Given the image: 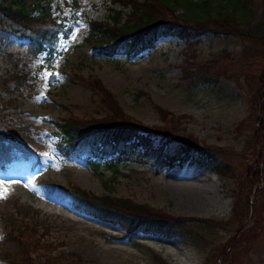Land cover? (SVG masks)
<instances>
[{"label": "rangeland", "instance_id": "374dc122", "mask_svg": "<svg viewBox=\"0 0 264 264\" xmlns=\"http://www.w3.org/2000/svg\"><path fill=\"white\" fill-rule=\"evenodd\" d=\"M44 1L50 3L54 17L67 20L69 26L74 19L78 24L69 39L61 38L54 59L44 62L41 57L20 64L32 77L28 86L12 93L0 90V97L11 101L8 120L20 129L16 132L19 140L41 158L36 170L20 167L0 178V218L12 217L19 225L37 227L43 244L57 246L53 257L76 253L83 264H205L207 257L212 258L211 264H229L224 256L233 253L237 258L232 264H264V204L245 226L233 211L244 188L245 171L257 167L255 150H245L253 128L259 125L247 89L230 80L191 85L181 79L178 66L184 60L185 46L172 36L160 38L153 50L132 60L123 55H101L85 42L90 22H110L121 10L119 6L107 0H78L80 12L76 13L73 0ZM128 14L129 10H124L122 19ZM27 39L0 33V76L12 70L9 53L25 56ZM242 49L236 37L208 33L196 45L192 60L211 61L224 50L235 55ZM76 74L100 81L124 113L140 125L164 126L154 106L180 117L184 134L200 144L230 152L224 159L232 162L231 176L222 177L190 161H177L165 168L124 162L117 165L116 172L103 164L93 172L85 160L63 157L57 149L62 136L55 123L72 116L86 120L103 116L100 98L73 82ZM5 125L8 127V122ZM180 151L177 144L167 148L174 158L181 155ZM40 179L63 187L75 185L100 198L130 200L160 209L187 219L182 226L189 233L171 238L140 234L129 241L123 226L47 196L37 184ZM260 182L264 184L262 174ZM252 200L253 196L250 206ZM259 217L263 218V226L257 227L252 238L244 237L243 231L253 228ZM36 256L39 264H44V251ZM0 264L10 263L0 258Z\"/></svg>", "mask_w": 264, "mask_h": 264}, {"label": "trees", "instance_id": "16d2710c", "mask_svg": "<svg viewBox=\"0 0 264 264\" xmlns=\"http://www.w3.org/2000/svg\"><path fill=\"white\" fill-rule=\"evenodd\" d=\"M107 1L113 6H119L121 10L115 12L116 16L110 22H90L85 42L94 51L108 57L124 55L132 60L153 50L160 38L172 36L183 41L185 46L182 53L184 60L178 66L182 72L181 79L191 85L230 80L237 87L247 89L250 107L259 125L253 128L245 149L255 150L253 156L256 157L254 160L257 167L245 171L247 176L242 183L244 188L233 210L235 218L245 226L246 220L261 211L264 204V184L260 182L261 174L264 181V0ZM73 9L76 13L80 12L78 0H73ZM124 10H129L125 20L122 19ZM66 21L54 17L50 3L44 0H0V33H9L19 39L28 38L25 56L14 53L7 55L12 70L0 76L1 91L17 92L29 85L32 77L20 68V64L27 65L41 57L45 58L44 62L50 61L59 54L61 38L69 39L74 26L78 24L75 19L70 26ZM208 33L236 37L243 44V49L235 55L224 50L214 60L195 62L192 59L195 58L193 52L196 45ZM72 81L90 89L93 96L100 98L103 116L87 120L72 116L55 123L62 136L57 149L63 157L83 159L93 172H97L103 164H107V170L116 172L117 165L124 162L165 168L177 161H190L222 177L231 176L229 171L232 170V162L224 159L230 152L200 144L194 137L184 134L180 117H174L169 111L154 106L164 126L140 125L124 113L115 96L100 81L86 80L79 74L74 75ZM10 108L11 101L0 97L1 177L9 176L20 167L29 166L36 170L41 164L40 156L16 135L20 129L8 120ZM7 122L8 127L5 125ZM175 144L180 147L181 155L174 158L167 153V148ZM235 156L245 157L246 154ZM37 184L49 197L123 226L129 241L140 234L171 238L189 233L182 226L187 219L173 217L148 205L108 196L100 198L75 185L63 187L42 179ZM263 218L259 217L253 228L243 231L244 237L252 238L257 227L263 226ZM218 226L221 227L222 223ZM0 234V258L10 264H39L36 255L40 251H44V264L84 263L76 253H61L53 257L58 249L56 245L43 244L37 227L19 225L12 217L0 218ZM224 258L225 262L232 264L237 257L233 253ZM211 262L212 258L207 257L205 264Z\"/></svg>", "mask_w": 264, "mask_h": 264}, {"label": "snow or ice", "instance_id": "6c2138e0", "mask_svg": "<svg viewBox=\"0 0 264 264\" xmlns=\"http://www.w3.org/2000/svg\"><path fill=\"white\" fill-rule=\"evenodd\" d=\"M49 75H52V74H49ZM56 75H57V78H59V77H58V74H56ZM45 79H47V76H45ZM4 191H6V189H5Z\"/></svg>", "mask_w": 264, "mask_h": 264}, {"label": "bare ground", "instance_id": "6f19581e", "mask_svg": "<svg viewBox=\"0 0 264 264\" xmlns=\"http://www.w3.org/2000/svg\"><path fill=\"white\" fill-rule=\"evenodd\" d=\"M158 183H159V179H158Z\"/></svg>", "mask_w": 264, "mask_h": 264}]
</instances>
